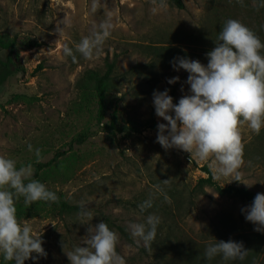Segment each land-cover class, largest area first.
I'll use <instances>...</instances> for the list:
<instances>
[{
	"label": "rangeland",
	"instance_id": "obj_1",
	"mask_svg": "<svg viewBox=\"0 0 264 264\" xmlns=\"http://www.w3.org/2000/svg\"><path fill=\"white\" fill-rule=\"evenodd\" d=\"M182 1L185 4L182 9L166 3V8L153 14L154 0H98L96 11H92V0H0V32L26 35L40 44L17 50L20 70L6 84H0V155L16 159L18 167L35 163L34 154L27 149L28 143L42 150L43 162L56 155L51 171L40 173L37 180L57 194L73 195L91 214L61 220L52 208L33 204V208L25 204L16 207L18 220L30 224L34 234H41L42 246L47 252L46 257L29 258L25 264H69L63 243L65 251L71 250L85 238L89 225L101 222L105 215L127 227L130 222L144 221L146 212L140 213L137 205L148 198L157 185L173 186L182 193L186 211L173 235L189 250H201L203 243L207 245L216 240L226 217L244 232L255 231L253 223L241 212L249 203L221 196L211 187H205L206 195L189 197L197 178L205 176L200 168L207 163L198 162L194 155L175 147L165 150L156 141L157 128L115 136L102 128L113 115L122 122L131 106L141 119L154 117L156 124L166 123L155 114L153 91L170 89L169 94L172 96L173 92L177 103L179 98L189 94L190 85L186 83L189 73L183 69H167L163 71L165 76L157 72L152 87L151 78L142 66L150 58L140 47L173 42L174 46L185 49L180 38L204 29L212 21L214 3ZM109 14L113 24L111 37L90 60L77 53L79 64L74 65L71 57L63 55L64 45L74 47V43L90 35ZM62 19L70 20L71 26L59 35L55 28ZM211 49L197 47V55L189 58L206 65V53ZM114 53L118 54L119 70L127 71V78L121 92L112 97V105L105 109L99 125L93 109L81 112L74 109V102L78 100L75 81L86 68H102L105 57L111 59ZM4 55L3 51L0 57ZM177 76L178 82L168 83L169 78ZM115 102L118 103L114 107ZM85 129L90 135L84 142L74 143L70 150V141ZM240 131L246 153H243L244 164L239 171L242 179L252 186L230 181L232 177L216 181L221 185L234 182L264 193V160L258 162L246 151L258 135L252 134L246 124ZM161 221V231L168 230L167 222ZM187 249H181V253ZM117 251L125 257L126 264H154L152 257L141 256L136 245L121 239Z\"/></svg>",
	"mask_w": 264,
	"mask_h": 264
},
{
	"label": "clouds",
	"instance_id": "obj_2",
	"mask_svg": "<svg viewBox=\"0 0 264 264\" xmlns=\"http://www.w3.org/2000/svg\"><path fill=\"white\" fill-rule=\"evenodd\" d=\"M243 4L244 0H237ZM151 11L156 14L166 8V0H154ZM257 10L264 8V0H253ZM98 0H92L96 11ZM71 21L62 19L55 31L62 35ZM113 24L109 14L90 35L83 36L74 47L65 44L62 52L77 60V53L84 59H92L111 37ZM207 64L187 56H177L171 61L176 71L189 73L186 83L189 94L173 102L170 89L153 91V105L157 117L166 121L157 124L156 141L165 149L178 148L195 156L198 162H206L212 177H232V180L252 184L242 179L239 171L244 164L241 126L246 124L254 135L264 129V41L239 19L228 18L221 26L215 47L206 53ZM179 77L168 79L175 84ZM35 162H43L42 150L31 144ZM16 159L0 155V258L11 264H25L29 258L46 257L41 234L33 233L28 223L18 220L16 203L31 206L37 201L55 203L58 195L43 182L34 179L31 162L17 166ZM165 183L168 180H164ZM156 193L170 202L160 185L154 193L137 205L145 213L154 205ZM82 216H91L81 205ZM241 212L254 225V230L264 233V193H257L251 204ZM93 217H91L92 219ZM161 217L149 212L143 222H130L128 230L137 246L148 248L154 242ZM85 238L71 250L65 251L69 264H126L125 257L117 251L119 236L106 221L89 225ZM248 251L243 242L217 240L207 243L204 259L220 257L224 264L229 261H245ZM35 253L36 255H33Z\"/></svg>",
	"mask_w": 264,
	"mask_h": 264
},
{
	"label": "trees",
	"instance_id": "obj_3",
	"mask_svg": "<svg viewBox=\"0 0 264 264\" xmlns=\"http://www.w3.org/2000/svg\"><path fill=\"white\" fill-rule=\"evenodd\" d=\"M166 3L180 9L185 7L182 0H166ZM209 3H214L212 6L215 15L211 17L212 21L207 24L204 29L184 34L180 38L179 41L185 45V49L174 46L173 42H158L140 46L143 47L142 52L150 58V61L143 63V65L141 64L144 70L148 72L147 76L151 78L150 84L155 80L154 77L157 76V72L161 71V75L165 76L163 71L173 68L171 61H173L174 57L196 56V49L201 46H207L209 49H213L220 28L228 18L239 19L249 28L253 29L261 40L264 41V8L257 10L256 6L253 4V0H244L243 4L238 3L237 0H209ZM38 45L40 44L36 39L27 37L26 35H11L7 32H0V54L3 51L5 52L4 58L0 57V84H6L9 78L20 70L18 61L16 60L17 50L29 49ZM78 61L79 60L72 61V63L77 65L79 64ZM126 73L127 71L119 70L118 54L116 53L113 54L111 59L108 58V56L105 57L102 68L84 69L75 81L78 100L74 102V109L79 112L83 109H93L95 111L94 117L96 122L100 125L105 109L108 108L109 104L112 105V97L114 98L121 92L122 83L127 78ZM153 84L151 85L152 87ZM172 97L173 102L177 103L173 92ZM117 103L115 102L113 104L114 107ZM117 118L116 115H113L110 122L102 124V128L114 136L117 133H141L148 128H157L154 117L150 119H141L136 109L132 106L128 107L126 110L124 120H121L122 122H119ZM89 135L90 132L88 134L87 129L79 132L77 136L70 141L69 149H73L74 143L80 144L84 142ZM246 151L248 154H252L256 161L262 162L264 160V130L257 136L256 140L251 143L250 149L247 148ZM55 159L56 155L49 161L33 163V178L38 179V176L42 172H50L52 169V162ZM200 169L205 173V176L198 177L190 188V193H188L191 198L196 195H206L205 187L213 188V190L221 196L238 198L242 202L249 204L252 203L257 194L253 190L237 185L234 182L221 185L213 179L208 166H201ZM44 175H48V173ZM160 186L163 188L170 202L165 201L162 194L156 193L154 205L146 212L145 218L149 212L155 213L160 216L163 221L167 222L168 230L161 231L163 225H159L156 238L148 248L142 245L137 246L130 235L128 227L124 224L115 223L111 216L105 215L101 221H106L110 229L117 232L119 239L127 244L136 245L138 254L143 257H152L154 264H224L220 257H216L210 261L204 259L203 248H205L206 244H202L203 247L201 250L197 248V250H189L184 246L182 241L178 240L176 235H173L178 229V221L182 219L186 211L182 204V193L173 186ZM152 193H154V191L149 192L148 196ZM57 195L59 197L58 202L50 203L37 201L33 203V205L36 207L43 206L54 209L58 212L61 220H65L66 218L75 219L80 215L82 209L81 204L76 202L77 198L73 195L66 197L61 193ZM142 201H144V199ZM189 202L192 204L191 201ZM22 204H24L23 197L16 203V207L20 208ZM29 207L33 208V206ZM171 235L173 237H170ZM230 239L238 242L242 241L244 247L249 251L245 261H229L228 264H264V233L252 231L251 229L244 232V230L238 228L236 222L226 217L225 221L222 223V228L218 230L216 240L213 242L217 240L228 241ZM177 247L187 250H183L186 252L181 253V249L177 251ZM0 264H11V262H4L2 258H0Z\"/></svg>",
	"mask_w": 264,
	"mask_h": 264
}]
</instances>
